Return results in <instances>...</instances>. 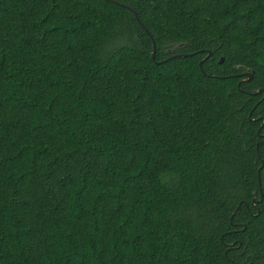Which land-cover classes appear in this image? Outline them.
Segmentation results:
<instances>
[{"label": "trees", "instance_id": "obj_1", "mask_svg": "<svg viewBox=\"0 0 264 264\" xmlns=\"http://www.w3.org/2000/svg\"><path fill=\"white\" fill-rule=\"evenodd\" d=\"M258 88L264 0H0V264H264Z\"/></svg>", "mask_w": 264, "mask_h": 264}, {"label": "water", "instance_id": "obj_2", "mask_svg": "<svg viewBox=\"0 0 264 264\" xmlns=\"http://www.w3.org/2000/svg\"><path fill=\"white\" fill-rule=\"evenodd\" d=\"M133 14L135 15V18H136V20L140 23V25H142V23L140 22V20H139V18H138V16H137V14H136V12L135 11H133ZM143 26V25H142ZM149 35H150V38H151V40H152V51H151V58L154 60V55H155V42H154V40H153V38H152V36H151V34L149 33ZM202 50H199V51H197V52H201ZM206 52V55L199 61V66H201V64H202V61H204L206 58H208L210 55H211V50H206L205 51ZM191 54H194V53H191ZM177 55H182V56H185L186 54H177ZM171 57H173V56H171ZM220 62H222L223 61V57H220V60H219ZM160 61H156V63H159ZM237 75H239V76H243L244 78H242V79H240L239 81H238V83H237V86L239 87L240 86V83L243 81V80H246V81H248V80H250L251 78H252V73L251 72H248V71H243V72H241V73H239V74H237ZM261 92H263L264 93V89L263 88H258L256 91H253L252 93H254V94H257V93H261ZM252 111V110H251ZM251 112H249V115H248V118L251 120ZM260 118V116L259 117H256V118H254V119H252V120H256V119H259ZM263 123H264V118H263V120H262V123L260 124V126L258 127V129H257V132H258V134L259 135H262L261 133H260V130H261V127H262V125H263ZM258 180H259V170H258ZM259 186H260V182H259ZM260 190V194H261V198H262V190L261 189H259ZM261 198L258 200V201H261ZM255 201H257V199H256V197H253L252 198V203H254ZM247 205V204H246Z\"/></svg>", "mask_w": 264, "mask_h": 264}]
</instances>
